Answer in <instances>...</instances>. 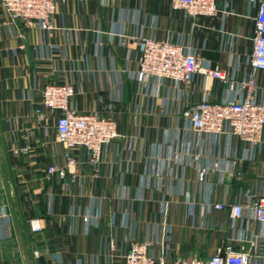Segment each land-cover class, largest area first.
Returning a JSON list of instances; mask_svg holds the SVG:
<instances>
[{"label": "crops", "instance_id": "crops-1", "mask_svg": "<svg viewBox=\"0 0 264 264\" xmlns=\"http://www.w3.org/2000/svg\"><path fill=\"white\" fill-rule=\"evenodd\" d=\"M215 3V16L186 17L170 0H56L46 32L13 23L0 6V264H122L131 236L165 261L230 245L264 264V224L247 209L229 214L232 202L264 194V128L252 147L196 131L182 115L205 97L241 99L252 71L254 8ZM139 36L184 44L236 86L203 72L188 86L138 81ZM252 72L254 99L264 103V70ZM51 82L72 86L69 105L79 113L116 122L121 136L105 146L97 176L83 148L74 150L73 180L46 172L65 162L54 116L35 113ZM23 145L26 153L13 152ZM30 218L42 229L32 230Z\"/></svg>", "mask_w": 264, "mask_h": 264}, {"label": "built area", "instance_id": "built-area-1", "mask_svg": "<svg viewBox=\"0 0 264 264\" xmlns=\"http://www.w3.org/2000/svg\"><path fill=\"white\" fill-rule=\"evenodd\" d=\"M56 0H0V6L13 23L21 26H36L42 32L53 29L52 18ZM254 8L252 19L254 31L251 38L249 66L252 71L264 70V0H247ZM174 9L182 10L186 17L215 16L218 12L215 0H170ZM21 35V34H19ZM139 56L136 78L144 81L148 78L169 79L173 83L189 85L196 72H203L213 78L227 83L230 89L236 84L232 78L219 67H203L196 52L184 44L170 39L155 40L138 38ZM249 72L240 82L244 88L241 99L221 103L211 102L206 97L200 102L187 106L182 115L196 131L209 134H231L254 147L260 144L264 128V103L254 99L253 91L256 80ZM73 88L66 83L51 82L44 86L39 106L35 109L37 119L43 121L48 114L54 116V133L57 143L64 148V164L54 162L46 166L49 175L60 178H75L70 167L75 164L74 150L83 148L92 165V173L98 175V166L102 161L107 144L121 136L114 119L98 112L79 113L69 105ZM15 153H26L28 145L13 147ZM203 177L200 171L199 178ZM221 208L222 203H215ZM247 209L248 217L264 224V194L249 193L245 202L235 201L230 204L229 214L232 219L243 216ZM32 230L42 229L39 218H30ZM150 241L139 240L135 236L128 239V250L122 264H249V255L243 250H234L227 245L224 250H217L207 258L197 255L179 256L165 261L163 255L155 257L150 252ZM112 245V243H111ZM39 255V250L33 252Z\"/></svg>", "mask_w": 264, "mask_h": 264}]
</instances>
